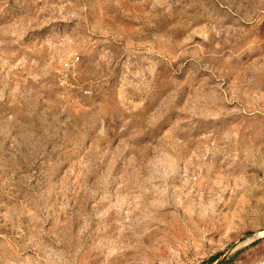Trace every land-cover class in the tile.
<instances>
[{
	"label": "rangeland",
	"instance_id": "374dc122",
	"mask_svg": "<svg viewBox=\"0 0 264 264\" xmlns=\"http://www.w3.org/2000/svg\"><path fill=\"white\" fill-rule=\"evenodd\" d=\"M0 264H264V0H0Z\"/></svg>",
	"mask_w": 264,
	"mask_h": 264
}]
</instances>
